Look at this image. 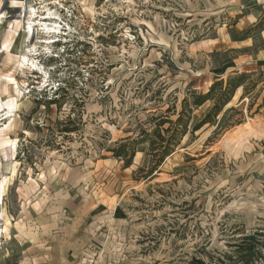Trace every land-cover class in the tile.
<instances>
[{"label":"rangeland","instance_id":"rangeland-1","mask_svg":"<svg viewBox=\"0 0 264 264\" xmlns=\"http://www.w3.org/2000/svg\"><path fill=\"white\" fill-rule=\"evenodd\" d=\"M22 2L56 13L45 22L59 32L37 45L41 71L24 74L12 22ZM235 2L0 0V264H234L246 223L262 221L245 182L264 142L260 25L237 28ZM180 117L186 135L157 167L150 150ZM249 119L250 150L227 148ZM123 144L129 166L113 153Z\"/></svg>","mask_w":264,"mask_h":264},{"label":"crops","instance_id":"crops-1","mask_svg":"<svg viewBox=\"0 0 264 264\" xmlns=\"http://www.w3.org/2000/svg\"><path fill=\"white\" fill-rule=\"evenodd\" d=\"M235 4L231 3V10H235L234 14L237 17L235 22V26L239 29L244 28H255L260 25L259 35L258 37L252 40L253 44L259 41L262 45L260 49H257L253 53L252 57V70H255V67L261 69L263 74V82L264 85V0H235ZM242 11H245L243 13ZM258 38V40H256ZM250 46H247L249 48ZM262 108V109H261ZM261 110H264V107H261ZM264 118V113H258L255 117ZM259 132V137L262 138L264 133L262 130ZM258 163H253L249 171L252 172L254 182H245L248 186L251 187L253 192L256 190L257 192L252 195V199L254 202L257 199L259 209L262 208V212H259V216L262 218L259 224L246 223L249 227H246L245 237L240 241V244L237 245L236 248V257L234 264H264V195L260 196L261 186L264 183V142L261 144V152L260 156L257 158ZM255 179V180H254ZM259 198V199H258ZM261 201L262 203H259ZM257 207V209H258ZM254 210V209H253ZM251 211L250 217L252 219L257 217L258 212ZM257 227V228H255Z\"/></svg>","mask_w":264,"mask_h":264},{"label":"bare ground","instance_id":"bare-ground-1","mask_svg":"<svg viewBox=\"0 0 264 264\" xmlns=\"http://www.w3.org/2000/svg\"><path fill=\"white\" fill-rule=\"evenodd\" d=\"M16 2H21L23 0H15ZM19 15L15 17V19L12 21L16 24L18 28H20V42L15 49L18 52L17 56V66L20 67L23 71L22 74H24V71H41V67L38 65L37 61V50L39 46H37L40 43H46L51 44L53 41H50V35L58 34V29L52 25H49L45 21H50L51 19H55L56 13H50V10H46L47 15L41 16L39 15V12L36 10L35 7H25V5L21 4L19 7ZM1 19L5 18V14L3 13L0 17ZM41 35L45 38V41L42 42L37 40V36ZM54 38V36H53ZM51 38V39H53ZM40 39V38H39ZM48 41V42H47ZM26 48V49H25ZM10 85L17 86L15 83V80L9 79L8 81ZM18 90V89H17ZM20 98V92L16 93V98L14 99V102L9 105V111H15L17 109V99ZM254 120L249 119L244 125L239 127L234 133L236 135H231V141L227 142L225 146L230 149L237 150L238 148L244 149L249 151L250 146H248L247 141L244 139L242 140L241 137L245 134H247L250 130L253 129ZM1 133V131H0ZM254 136L257 138L259 137V132H255ZM230 137V136H229ZM229 139V138H228ZM227 141V139H226ZM5 146H8V150H11L12 142H5Z\"/></svg>","mask_w":264,"mask_h":264},{"label":"trees","instance_id":"trees-1","mask_svg":"<svg viewBox=\"0 0 264 264\" xmlns=\"http://www.w3.org/2000/svg\"><path fill=\"white\" fill-rule=\"evenodd\" d=\"M60 45V44H59ZM62 45H60L61 47ZM50 61H56L55 58L50 59ZM50 62V63H53ZM221 84H219L218 82L215 83L214 85H212L210 91L205 94V95H198L195 96L193 99V106L194 107H200L202 106L205 102H207L208 100H210V96L212 95L213 91L215 90L216 87L220 86ZM240 86H242V83L240 82V80H234V81H230L227 84V89L222 93L221 95V100L216 101L213 104V107L211 109V113L207 114L205 116V118L197 125L194 127V131L198 130L200 127H202L205 124H209L213 121V119L218 116V114L223 110L224 106L231 100L233 94L235 93V91L240 88ZM181 122V117L178 118V120L176 121V128H175V132L173 133L172 136L170 137V140L167 141V145L165 147H163L160 152H155V150L151 149V155H153V157L156 159V165L157 167H159L164 160L169 157L172 154V150L171 147L173 146H177L179 144V142L182 140V138L186 135V131H187V122H183V126H182V130L178 131L177 129H179L178 127H181V125H179V123ZM166 122H162L158 125V127H161L165 124ZM170 123V122H168ZM158 139L163 142V138L161 137V135H158ZM128 145L123 144L120 145L119 148L117 150H113L114 156L117 158H125L126 159V164L127 166L131 165L132 156H127L125 155L124 151L127 148Z\"/></svg>","mask_w":264,"mask_h":264}]
</instances>
